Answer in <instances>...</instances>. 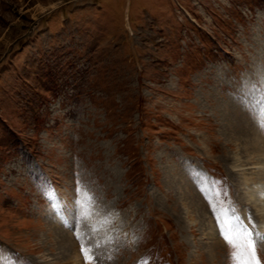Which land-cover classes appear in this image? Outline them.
I'll list each match as a JSON object with an SVG mask.
<instances>
[{
	"label": "rangeland",
	"instance_id": "374dc122",
	"mask_svg": "<svg viewBox=\"0 0 264 264\" xmlns=\"http://www.w3.org/2000/svg\"><path fill=\"white\" fill-rule=\"evenodd\" d=\"M261 124L264 0H0V264H231Z\"/></svg>",
	"mask_w": 264,
	"mask_h": 264
},
{
	"label": "snow or ice",
	"instance_id": "6c2138e0",
	"mask_svg": "<svg viewBox=\"0 0 264 264\" xmlns=\"http://www.w3.org/2000/svg\"><path fill=\"white\" fill-rule=\"evenodd\" d=\"M261 127H264V124H261ZM222 215L223 223H219V216L217 219L221 235L231 250V264H264L258 252V245L264 243V233L253 231V228L245 224L235 206L229 210H222ZM82 251L88 260V250L82 248Z\"/></svg>",
	"mask_w": 264,
	"mask_h": 264
},
{
	"label": "bare ground",
	"instance_id": "6f19581e",
	"mask_svg": "<svg viewBox=\"0 0 264 264\" xmlns=\"http://www.w3.org/2000/svg\"><path fill=\"white\" fill-rule=\"evenodd\" d=\"M235 168H237L236 170L237 171H239L240 173H242L243 175H245V176H243V178L245 177V179L247 180V176H246V171L247 170H251V172H250V174H254V175H263L264 176V163H260V162H258V163H254V164H252V166L250 167V166H248L247 167V164H242V165H238V166H235ZM261 177V176H260ZM244 179V180H245ZM249 179V178H248ZM255 185V184H254ZM258 187V186H257ZM253 188H256V186L254 187L253 186ZM250 189V188H249ZM248 189V190H249ZM250 191H252L251 189H250ZM250 191H249V193H250ZM252 194V193H251ZM254 194V193H253ZM261 196H264V193L262 192V194H261ZM252 199H254L255 200V198H252ZM263 198L258 202L259 203V205H260V208L262 209V210H264V202H263ZM257 207V206H256ZM263 212V211H262ZM260 214V213H259ZM261 215V214H260ZM262 223H263V221H262ZM263 229V228H262Z\"/></svg>",
	"mask_w": 264,
	"mask_h": 264
}]
</instances>
